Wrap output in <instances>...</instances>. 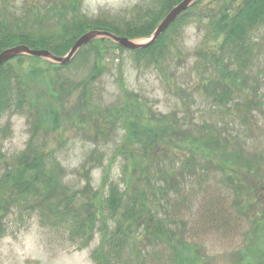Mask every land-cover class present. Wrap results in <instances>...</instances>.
<instances>
[{
	"label": "rangeland",
	"instance_id": "374dc122",
	"mask_svg": "<svg viewBox=\"0 0 264 264\" xmlns=\"http://www.w3.org/2000/svg\"><path fill=\"white\" fill-rule=\"evenodd\" d=\"M168 1L170 9L176 5ZM161 2L0 0V13L37 30L72 16L131 25ZM238 2L200 0L193 19L168 33L164 60L157 65L138 62L129 49H114L95 69L88 48L86 57L74 60V55L63 64L68 68L45 73L43 62L23 54L27 103L0 118V178L29 148L49 156L53 185L3 211L0 264H95L93 251L116 227V219L99 214L111 182L126 192L127 200L147 199L142 220L116 264H176L171 249L182 245L194 249L196 264H264V186L262 200L247 210L235 191L243 179L239 162L224 164V157L236 150L245 157H264V23L250 36L242 92L236 91L225 108L212 100L219 94L216 60L223 57L233 69L235 60L230 63L227 50L219 51L204 16L210 9H233ZM60 81H66L62 88ZM242 103L249 121L221 114ZM129 122L137 123L136 134L129 135ZM148 124L159 134L154 147L143 129ZM212 136H221L227 153H214L206 144ZM190 158L196 159L193 166ZM260 164V178L256 170L244 174L258 186L264 158ZM62 209L67 219L55 220ZM88 211L93 219L87 218Z\"/></svg>",
	"mask_w": 264,
	"mask_h": 264
},
{
	"label": "trees",
	"instance_id": "16d2710c",
	"mask_svg": "<svg viewBox=\"0 0 264 264\" xmlns=\"http://www.w3.org/2000/svg\"><path fill=\"white\" fill-rule=\"evenodd\" d=\"M171 1L177 4L181 0ZM198 2H200V0L193 2L189 8L183 11L152 44L137 49H129L134 59L138 62L147 60V63L150 65H157L161 60H164L168 33L181 27V24L187 23L193 19V16L196 15L194 6H197ZM169 9V1L162 0L161 4L157 3L156 7L149 8L139 14L132 21L131 25L117 24L110 20H100L90 23L83 18L72 16L68 19H59L60 21L58 24H44L39 30L31 26L29 27V22L23 19L18 21L16 17L9 19L2 16L1 12L0 52L16 45H26L31 49H44L56 56H64L69 52L78 37L93 29L107 31L116 36H124L132 40L135 38H149ZM204 19L207 20L208 29L212 36L219 40V51L222 52L223 50H227V58H230V63L232 59L235 60V69L229 67V63L224 64L223 57L216 60V65H219L216 71V73H218L217 84L219 94H214L212 100L218 102L225 108L228 103L231 102L236 91L242 92L243 82L246 76L245 70L247 69L251 57L252 37L250 36L264 23V0H239L235 7L230 10L226 8L218 10L210 9L204 16ZM88 48H90L96 60V64L93 66L95 69L98 67L97 63L104 61L107 55L114 49L121 51L126 49L109 38H95L77 50L74 54V60L86 57V49ZM215 55L214 52L213 56ZM26 57L29 58L30 56ZM24 59L25 56L23 55L16 56L0 66V118L6 114L20 111L27 103L28 88H26L27 86L23 79L21 63ZM30 59L43 62L45 67L42 71L45 73H50L52 70L54 73H59L60 70L69 67L68 65L53 64L46 60H42V58L30 57ZM48 81L55 83L53 80L48 79ZM65 82L66 81H60L59 87L62 88ZM201 83H203V81H201ZM214 89L216 91L215 87ZM29 102L30 100H28V103ZM245 104L246 103H242L240 106L234 107L232 112H228V114L220 110L221 114L226 116L233 115L235 118L243 117L249 121V117L243 115L244 111L240 110L245 107ZM218 107L221 108L220 106ZM237 112L240 113L237 115ZM247 120L245 122H247ZM129 126V135L131 132L134 134L138 132V125L136 122H129ZM143 129L147 137L150 136L147 139L149 146L154 147L157 145L160 138L159 134L154 130L153 125H144ZM220 137L221 136H212L207 140L206 144L211 146L210 148H212L214 153L217 150L222 152V154L227 153L228 145L221 142L222 138ZM229 153L227 159L224 157V164L231 165L233 159L239 162V164L236 165L238 166L237 171L243 174V179L241 178V180H238L235 191L246 200H243L244 202L241 204L245 203L246 209L251 210V203H257L262 200L261 187L264 186V178L259 179L262 181L261 184L258 181L260 185L258 186L255 182L249 181L248 179L250 178H248V175L244 174L256 170L258 175L261 165L260 162H262L264 157L262 155H260L259 159L245 157L239 150ZM203 156V158H209L210 155L207 154ZM47 157L49 156H46V154L33 153L31 149L27 148L14 159L10 167L5 171L3 177L0 178V233L3 231L1 225L3 211L7 210L13 201L23 204L25 200H27L26 197H36L34 195L41 187L46 188L48 191L51 189L53 178L50 175L48 165L46 166L48 161ZM190 160L193 166L196 159L192 160V158H190ZM229 160H231V162ZM182 163H184V161ZM258 176L260 178L261 175ZM245 178H248L247 181ZM166 187L168 188L169 186ZM125 195L126 192L121 190L118 185L113 182L109 183L102 205H100L99 208V214L100 216L106 214L109 218L116 219V227L109 235L108 239H105L100 247L93 251L92 257L95 264L119 263L121 252L131 243L132 231H135L134 228L142 220V216L146 211L147 199L144 195H138L136 199L131 198L130 200H127ZM94 210H98L96 206ZM242 210L246 212L245 209ZM63 211L66 210L62 209L61 212H56L54 214V219L57 221L67 219V214ZM92 216L93 212L91 213L88 211L87 218L89 220L93 219ZM73 218L78 221L77 216H73ZM75 223L77 224V222ZM80 226L81 225L77 227ZM171 250L176 256V264H196L193 248L182 245L178 249H174L172 246Z\"/></svg>",
	"mask_w": 264,
	"mask_h": 264
},
{
	"label": "water",
	"instance_id": "95a60500",
	"mask_svg": "<svg viewBox=\"0 0 264 264\" xmlns=\"http://www.w3.org/2000/svg\"><path fill=\"white\" fill-rule=\"evenodd\" d=\"M194 1L196 0H181L179 3L172 6L168 13L164 16V18L159 22L152 36L145 43H137L127 37L116 36L113 33L107 31L93 29L85 32L80 37H78L73 43L69 52L64 56H56L50 51L44 49H31L26 45H16L6 48L5 50L0 52V66L6 61L23 54L30 55L36 58L52 59L63 65L66 64L70 59H72L79 48L97 37H108L117 42L122 47L131 50L148 46L152 44L169 27V25L174 22L176 18Z\"/></svg>",
	"mask_w": 264,
	"mask_h": 264
}]
</instances>
